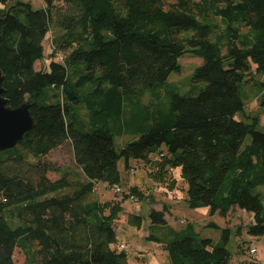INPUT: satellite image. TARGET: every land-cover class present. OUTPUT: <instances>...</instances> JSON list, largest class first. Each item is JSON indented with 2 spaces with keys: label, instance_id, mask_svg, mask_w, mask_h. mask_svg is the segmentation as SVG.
<instances>
[{
  "label": "trees",
  "instance_id": "16d2710c",
  "mask_svg": "<svg viewBox=\"0 0 264 264\" xmlns=\"http://www.w3.org/2000/svg\"><path fill=\"white\" fill-rule=\"evenodd\" d=\"M42 1L33 8L15 0L0 16L4 96L11 107L29 102L36 121L0 151V264H15L16 247L25 264H131L116 225L121 202L144 193L135 186L121 191L122 157L125 170L130 159L149 165L150 177L168 190L179 167L187 185L179 197L190 207L221 216L238 207L252 215L247 231L264 235L262 195L255 191L264 184V127H256V117L251 123L236 117L244 107L242 83L264 72V0ZM51 23L60 30L55 35ZM185 52L202 58L190 89L198 91H173L166 109L145 105L144 131L116 149L109 118L127 95L161 87ZM41 95L56 100L40 104ZM259 102L264 108V89ZM79 106L90 113L89 129L78 121ZM66 142L73 166L46 158ZM100 182L120 198L96 197ZM148 217L152 225L166 224L163 210ZM128 221L140 226L142 219L128 214ZM230 234L223 227L213 242L189 226L172 240L154 239L167 252L165 264H229Z\"/></svg>",
  "mask_w": 264,
  "mask_h": 264
},
{
  "label": "rangeland",
  "instance_id": "374dc122",
  "mask_svg": "<svg viewBox=\"0 0 264 264\" xmlns=\"http://www.w3.org/2000/svg\"><path fill=\"white\" fill-rule=\"evenodd\" d=\"M14 1L15 0H7L5 3H0V16ZM26 1H30L33 8H40L43 5L42 0ZM50 29L52 35H55V33L60 31L54 23H51ZM43 46L46 55L48 54L49 38L43 41ZM46 58L47 56L44 57V59ZM178 62L180 69L178 71H172L161 87L154 89V92L152 90H146L139 95H127L122 105V111L109 118L111 131L114 133V144L116 149H120L125 143L136 139L144 131L145 127L141 125V123L146 121V107L150 103L153 104V107L158 106L162 109H166L173 91L180 94H191L198 91L199 88L191 92L194 87L192 75L196 66L202 62V58L200 56L192 55L189 52H185L179 58ZM42 65V60L36 61L35 68L39 69ZM253 79L254 81L252 83L246 84L248 82L246 81V83H242L241 85L240 94L244 102V107L243 110L237 112L236 117L249 123H251L253 118L256 117V127L262 129L264 127V108L260 105L259 96L264 89L261 84V82H264V72H254ZM202 85L203 84H200V86ZM44 98V95L39 96L38 102L43 104L54 102L56 100L55 98H50L49 100H45ZM76 111L78 113L77 117L79 123L84 126V129H89L91 116L88 109L84 106H79ZM244 142H249L248 136L245 138ZM46 158L51 159L62 167L73 166L71 146L69 142L50 151ZM134 161V159H130V164H135ZM117 164L121 175L120 187L124 188L126 185V177L129 178L130 182H133L135 176L134 174L126 173L125 159L123 157L119 159ZM139 170L148 182L149 193L154 197H161V192L165 191L164 186L159 183L160 185L156 187L157 184H154L153 178H149L143 169L140 168ZM178 185V190L180 192L183 191V194H185L187 187L185 182L181 183L179 181ZM99 187H102V183H100ZM255 191L261 193L264 205V184L258 185L255 188ZM112 195H114L113 191H110L105 197ZM168 195L169 196L164 195V200L166 202L172 200L170 198H177L178 200L175 204L179 207L171 212L172 222H174L175 227H178L179 229L187 228L188 224L191 223L190 228L194 230L197 238L208 237L211 238L213 242H217L220 241L222 228L230 226L231 234L226 244V248L230 252L229 264H250L249 260L251 256L248 253V249L251 246L256 247V256L258 259L264 257V235H253L247 231L248 226L253 223L252 215L248 212L235 207L226 216L211 215L209 212L204 215L201 209L204 206L190 207L185 199L178 197L179 193L176 192H172ZM124 200H126L129 205H132L128 199ZM141 202L144 203L146 209L149 207V199H143ZM180 220L186 223L181 224ZM213 223H218L220 227ZM159 256L161 259L163 256L166 257L163 253ZM13 259L15 264H25V255L19 247L15 248Z\"/></svg>",
  "mask_w": 264,
  "mask_h": 264
},
{
  "label": "crops",
  "instance_id": "0c3cea01",
  "mask_svg": "<svg viewBox=\"0 0 264 264\" xmlns=\"http://www.w3.org/2000/svg\"><path fill=\"white\" fill-rule=\"evenodd\" d=\"M134 163L135 164H130L132 168L126 170V173L134 174L135 176L134 181L130 182L129 178L126 177L125 187L124 188L120 187L121 183L119 184V187L121 191L128 192L130 187L135 186L143 191L144 196L140 199H137L138 201L136 202H134L130 198H127L130 201V203H132V205H129L126 202V200H123L121 202L122 211L120 213L119 219L117 220L116 236L119 243L125 242L128 244V249H129L128 254L131 264H165V262L167 261V252L165 249H163L162 243L156 241L154 238L159 237L161 241L162 240L169 241L177 237V235L183 229H185V228L179 229L178 227H175L174 222H172L173 220H172L171 212L172 210L179 207L175 204L176 201L178 200L177 198H170L172 200L166 202L164 200V195L165 196L166 195L169 196V195L165 191L161 192L162 195L161 197H154L153 195H151V193H149L148 191L149 190L148 182L146 178H144V176L142 175L141 171L139 170L140 168L143 169L150 178L149 172L151 170V167L149 165L142 166L140 163H138V161H134ZM172 171L173 172L171 173L176 179V185L170 189L174 190V192L179 193L181 195L180 191L178 190V182L183 181L180 175V168L176 167ZM153 181L155 185L157 184L156 187L160 185L159 184L160 182L154 179ZM104 186L105 183L102 182V187H98L96 189L95 191L96 197H98L102 201L116 200L120 198L119 194L116 195L114 192H113L114 195L105 197L108 194V192L110 193V190L106 189ZM180 198L184 199L183 197ZM143 199L144 200L149 199L150 204L147 209L144 203L141 202ZM151 209L164 211V217L166 219L165 226L161 227L157 225H152L150 223L148 214ZM201 209L204 215H206L207 212H209L208 207H203ZM128 214H135L137 216H140L142 219L140 226H136L135 224L130 223L128 221V216H127ZM213 215H219V214L215 213ZM180 222L181 224L186 223L182 220H180ZM215 225L220 227L218 223H216ZM189 226H191V223L188 224V227ZM165 230H167L168 232L166 231L164 233ZM161 253H163V255H166V257L163 256L161 259V257L159 256Z\"/></svg>",
  "mask_w": 264,
  "mask_h": 264
},
{
  "label": "water",
  "instance_id": "95a60500",
  "mask_svg": "<svg viewBox=\"0 0 264 264\" xmlns=\"http://www.w3.org/2000/svg\"><path fill=\"white\" fill-rule=\"evenodd\" d=\"M3 80L4 74L0 69V151L15 146L25 132L36 124L35 118L29 110V102H24L16 107H11L8 104V98L4 96Z\"/></svg>",
  "mask_w": 264,
  "mask_h": 264
},
{
  "label": "built area",
  "instance_id": "2783aa9c",
  "mask_svg": "<svg viewBox=\"0 0 264 264\" xmlns=\"http://www.w3.org/2000/svg\"><path fill=\"white\" fill-rule=\"evenodd\" d=\"M60 59H62V56H59ZM165 189V188H164ZM113 190L115 192H118L119 189L117 187H113ZM165 192H167L168 194L174 192L173 190H168V189H165ZM174 194V193H173ZM134 199V198H133ZM120 246L124 249H128V244L125 243V242H121L120 243ZM249 253H250V256L252 258V264H264V257L261 258V259H258L257 256H256V253H257V249L256 247H250L249 248Z\"/></svg>",
  "mask_w": 264,
  "mask_h": 264
}]
</instances>
